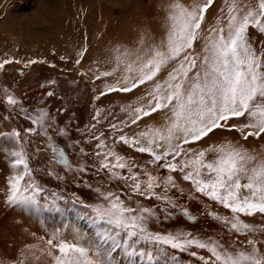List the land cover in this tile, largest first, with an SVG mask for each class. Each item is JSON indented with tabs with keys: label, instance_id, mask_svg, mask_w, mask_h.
<instances>
[{
	"label": "snow or ice",
	"instance_id": "snow-or-ice-1",
	"mask_svg": "<svg viewBox=\"0 0 264 264\" xmlns=\"http://www.w3.org/2000/svg\"><path fill=\"white\" fill-rule=\"evenodd\" d=\"M213 4L214 0H205L191 8L180 3L170 5L167 19L171 23L158 43L147 44L143 56L137 55V75L131 78V84L127 85L126 78L127 86L108 89L130 92L154 81L147 105L132 108L131 124L160 112L164 113L163 122L133 137L121 134L114 143L122 142L138 153L147 154L149 163L167 170L168 175H154L135 162L129 163L101 139V133L95 137L97 149H103L95 153L99 158L97 170H107L109 180L120 181L124 187L118 193L98 186L93 189L95 201L91 204L79 201L78 208L79 198L65 201L36 182L19 130L0 131V153L10 158L9 167L13 170L8 179L6 203L30 214L59 215L65 221L64 228L71 229L72 242L63 239L59 229L47 240L46 254L54 264H119V258L126 264H180L176 251L183 253L189 249L203 251L204 254L189 253L199 264H264V251L259 247L264 242L253 238L224 243L211 237L201 240L190 233L153 232L149 224L159 216L154 207L142 203L155 199L176 207L169 193L178 188L172 175L178 173L197 192L230 211L231 217L212 214L226 230L237 236L262 231L245 223L240 216L264 215V154L226 137L206 148L191 147L218 130L238 133L244 141L264 137V51L257 53L248 36L250 27L264 34V0H258L256 8L230 4L227 23L218 18L207 29L203 48L197 53L194 46L201 39L206 13ZM140 43L147 41L142 39ZM9 63L12 61H3L0 68ZM170 64L173 67L167 77L157 81L161 69ZM127 69L131 72L132 64ZM7 103L15 105L19 101L8 96ZM20 111L35 126L25 129L27 135L39 129L51 140L46 121L52 118L46 109L40 108L36 115H29L23 107ZM111 127L116 129L117 125ZM55 131L62 137L67 135L65 129ZM48 148L53 164L63 165L69 171H87L86 165H71L63 148L54 143ZM210 153L212 159H208ZM56 178L61 179L58 175ZM162 211L167 212V208ZM184 214L188 215L187 210Z\"/></svg>",
	"mask_w": 264,
	"mask_h": 264
},
{
	"label": "rangeland",
	"instance_id": "rangeland-1",
	"mask_svg": "<svg viewBox=\"0 0 264 264\" xmlns=\"http://www.w3.org/2000/svg\"><path fill=\"white\" fill-rule=\"evenodd\" d=\"M58 2L57 10L53 13L55 17L60 18L59 22L52 16L48 20L46 18L42 20L41 17L36 23L33 22V14L37 13L38 8L46 7L47 0H0V21L4 20H1L3 15L6 19L1 23L6 32H0V63L5 60L12 61L0 68V131L9 132L10 128L11 131L19 130L21 143L28 149L29 164L36 182L48 192L58 193L65 201H71L74 197L79 198L77 202L79 208V201L87 204L95 201L96 193L93 189L98 186L118 193L124 187L120 181L109 180L107 170L94 172L89 169L90 159L98 162L99 158L95 153L103 151L97 149L98 141L95 139L96 136H101V133L103 134L101 139L129 163L135 162L142 169L161 177L169 174L167 170L158 169L150 164V157L147 154L138 153L122 142L114 143L122 133L129 135L130 129L135 125L131 124L132 108L147 105L150 99L148 93L152 91L154 81L130 92L108 89L117 84L118 86L131 84V78L137 75L135 63L137 55L143 56L147 44L158 43L171 23L167 19L171 11L170 5L180 3L191 8L194 4H203L205 0H130V2L83 0L85 5L79 3V0ZM234 2L239 8H244L245 5L256 8L258 0H214L213 6L206 13L201 39L194 46L197 53L203 48V37L207 36V29L213 26L218 18L222 23H227L228 6ZM70 7L73 18L69 14ZM72 8H76L75 14ZM101 10L106 16L103 22L105 26L109 23L125 24L129 26H126L128 31L134 32L114 37L104 33H86L83 27L85 16H93L95 19L102 14ZM66 24L82 26L81 32L77 30L78 32L67 42L64 40ZM54 25L57 29H54ZM248 36L257 53L264 51V34L250 27ZM106 39L111 40V43H106ZM142 39L147 43L141 44ZM77 60L80 62L77 63ZM128 64L133 66L131 72L127 69ZM172 67L170 64L162 68L156 80H164ZM105 72L111 75H102ZM120 88L123 87L118 89ZM48 92H53L54 95L48 96ZM8 96H12L19 103L9 105ZM21 107L26 109L29 115H36L40 108L47 110L49 117L52 118L46 121L51 140L42 135L39 129L35 134L25 133V129L35 126L24 118V113L20 111ZM163 119V112L145 117L142 119L146 121L143 122V128L159 126ZM113 124L117 125L116 129L111 127ZM56 128L65 129L67 139L66 136H57ZM120 129L123 130L122 133ZM139 133L133 132L132 135L136 136ZM225 137L249 150L264 154V137L260 139L249 137L244 141L240 139L238 133L219 130L191 147L206 148L209 144L223 142ZM51 143L64 148L71 165L81 167L86 165L87 171H69L63 165L53 164L52 153L48 148ZM80 143L86 146L84 153L86 158L78 152L75 155L66 151L67 149L77 151ZM32 149L34 151H31ZM4 158L7 157L0 153V165H3ZM208 159H212L211 153ZM49 172L56 175H49ZM57 175L61 179H57ZM172 175L176 178L178 188L173 189L169 195L176 207L165 205L155 199L142 200L145 206L154 207L159 216L158 220L149 224L151 231L162 234L190 233L201 240H208L211 237L224 243L242 242L249 238L264 242V215L259 213L253 216L241 215V220L262 231L255 235L237 236L230 229L226 230L225 225L212 215L214 213L221 217H231L229 210L197 192L190 182L183 181L178 173ZM5 192L8 194V182L0 184V264H54L46 254L49 249L47 240L59 229L62 238L72 242L71 229L64 228L65 221L59 215L30 214L8 205L7 194L3 195ZM61 203L64 204V201ZM64 206L71 207L70 204ZM164 208H167V212L162 211ZM80 210L85 211L82 208ZM184 210H187L188 215L184 214ZM81 224L83 226V222ZM259 247L264 251V243L259 244ZM42 251L44 255H41ZM191 251L204 254L202 250L197 249H189V252L183 253L176 251L180 264H199L198 259L189 254ZM119 264H126V261L119 258Z\"/></svg>",
	"mask_w": 264,
	"mask_h": 264
},
{
	"label": "bare ground",
	"instance_id": "bare-ground-1",
	"mask_svg": "<svg viewBox=\"0 0 264 264\" xmlns=\"http://www.w3.org/2000/svg\"><path fill=\"white\" fill-rule=\"evenodd\" d=\"M58 1L59 0H47V6L46 7H40V8H38L37 13H34L33 14V16H34L33 17V22H36L37 23L38 21L41 20V17H43L42 20H44L45 18H46V20H48V18H51L52 16L55 19V21H58L59 22L60 21V18L57 17V16L55 17V13H53L54 10H55V12L57 10V6L59 4ZM66 1L69 2L70 0H66ZM128 2H130V0H128ZM79 3H82V5L83 4L84 5L86 4L85 2H83V0H79ZM87 6H88V4H87ZM72 9L74 10V14H75L77 12L76 11V8H72ZM70 11H71V7L69 9V14H71V16H72L73 13H70ZM38 13H40V15H38ZM100 13H102V14L98 15V17L95 18V19H93V16L92 17L91 16H88V15L85 16L86 17L85 18V26H83V27H84V30H85L86 33H88V34L104 33V34H108V35L114 37V36H117L119 34H124V33H130L131 34V33L134 32V30L128 31L127 30V27H129V26H127L125 24L112 25L111 23H109V24H106V26H105L103 24V22H104V19H105L106 16H105V14H104V12L102 10H101ZM72 18H73V16H72ZM2 19L6 20L5 19V15H3V18H1V20ZM4 20L0 21V32L5 31L4 28H3V26L1 25V23ZM75 24H66V26H67L66 29L67 30L64 32L65 33V35H64L65 36L64 37L65 38L64 39L65 42L70 41V37H72L73 34H75L76 32H78L79 30L81 32V27L82 26L78 27ZM73 25H75V26H73ZM53 27H54V29H57V27L55 25ZM1 40H3V39H1ZM97 41H99V40H97ZM108 42L111 43V40L106 39V43H108ZM88 44H89V42H88ZM90 44H92L91 41H90ZM112 88H116V87H112Z\"/></svg>",
	"mask_w": 264,
	"mask_h": 264
},
{
	"label": "crops",
	"instance_id": "crops-1",
	"mask_svg": "<svg viewBox=\"0 0 264 264\" xmlns=\"http://www.w3.org/2000/svg\"><path fill=\"white\" fill-rule=\"evenodd\" d=\"M117 86H118V84L114 85L113 87H116V89H118L119 87H125V86H121V85L118 87ZM143 122H146V121L142 120L140 123L135 124L132 127V129H130L128 137L129 136L132 137L133 132H142V131L147 130L146 128L145 129L143 128ZM6 123H8V122L6 121ZM9 132H11V128H10ZM2 162H4V163H3V165H0V184L4 185L6 182H8L9 177L13 174V170L9 167V164H10V158L9 157L4 158V160ZM5 194H7V193L5 192L3 195H5Z\"/></svg>",
	"mask_w": 264,
	"mask_h": 264
},
{
	"label": "trees",
	"instance_id": "trees-1",
	"mask_svg": "<svg viewBox=\"0 0 264 264\" xmlns=\"http://www.w3.org/2000/svg\"><path fill=\"white\" fill-rule=\"evenodd\" d=\"M56 133V132H55ZM52 136V138L54 137L53 135H51ZM57 136H59L60 137V135H57ZM66 139H67V136H66ZM55 141V140H54ZM67 141V140H66ZM57 147H60V148H63V147H61V146H59V145H57L56 143H54ZM64 149V148H63ZM76 150H77V152L79 153V154H83L82 156L84 157V158H86L85 157V155H84V153L86 152V146L84 145V143H80V147H77L76 148ZM81 150H83V152H81ZM27 151H28V149H27ZM31 151H34V149H32ZM66 153V152H65ZM67 155V154H66ZM80 155V158L82 157ZM84 158H83V160H84ZM73 165V164H72ZM73 166H76V165H73Z\"/></svg>",
	"mask_w": 264,
	"mask_h": 264
},
{
	"label": "built area",
	"instance_id": "built-area-1",
	"mask_svg": "<svg viewBox=\"0 0 264 264\" xmlns=\"http://www.w3.org/2000/svg\"><path fill=\"white\" fill-rule=\"evenodd\" d=\"M67 149V148H66ZM68 153L70 152L71 154H77V151H73V150H71V149H67L66 150ZM90 163H91V168H89L91 171H94V172H96L97 171V169H98V162L97 161H95V159H93V158H91L90 159Z\"/></svg>",
	"mask_w": 264,
	"mask_h": 264
}]
</instances>
